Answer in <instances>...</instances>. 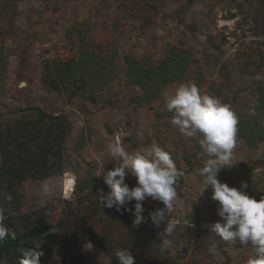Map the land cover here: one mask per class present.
Segmentation results:
<instances>
[{
  "label": "rangeland",
  "instance_id": "1",
  "mask_svg": "<svg viewBox=\"0 0 264 264\" xmlns=\"http://www.w3.org/2000/svg\"><path fill=\"white\" fill-rule=\"evenodd\" d=\"M182 50L190 62L178 80L162 85L145 76L138 84L128 74L130 61H143L155 72ZM63 70L69 79L61 81ZM188 81L237 115L234 165L218 179L259 201L264 197V0H0V129L51 127L43 115L68 125L62 171L44 180L52 192L41 191L44 181L23 183L7 196L2 210L12 225L4 226L24 232L39 217L56 225L48 264L72 258L119 264L117 248L129 249L136 264H246L250 245L225 243L204 227L220 220L212 190L195 174L207 156L199 136L181 135L169 120L162 93ZM117 137L129 152L157 143L184 172L176 185L184 209L171 217L193 226H177L172 246L163 252V225L157 228L149 218L164 207L161 202H143L146 219L139 226L131 212L100 206V190L109 189L98 176L115 166L106 145ZM65 172L76 177L68 194ZM126 183L131 188L136 180L129 176ZM134 204L126 207L134 212ZM87 241L93 250H84ZM213 244L215 257L208 251ZM0 259L18 264L10 256Z\"/></svg>",
  "mask_w": 264,
  "mask_h": 264
},
{
  "label": "clouds",
  "instance_id": "2",
  "mask_svg": "<svg viewBox=\"0 0 264 264\" xmlns=\"http://www.w3.org/2000/svg\"><path fill=\"white\" fill-rule=\"evenodd\" d=\"M162 96L167 111L171 113V125L185 137L199 136L202 155L207 156L203 167L196 169L195 174L202 178L206 190H212L211 199L219 204L217 214L220 220L205 224L204 227L225 243L250 245L253 254L246 264H264V197L257 201L246 192L229 187L218 179L222 169L234 165L239 124L237 115L230 105L218 97L202 94L194 81L181 83L171 93L164 91ZM106 149L116 163L112 169H104L98 176L103 177L109 189L107 194L100 190V206L131 212L133 224L139 226L146 219L143 216V202L148 198L161 202L164 207L149 213V218L157 228L163 225V231L159 233L161 252L169 249L173 244L171 237L179 223L177 219L171 218V213H182L184 209L176 188L184 172L178 170L172 155L155 142L145 150L129 152L117 137L106 145ZM129 176L136 180V185L131 188L126 183V177ZM75 183L76 177L65 172L62 181L64 192L73 190ZM241 187L246 189L248 185L242 183ZM41 191L48 195L52 192V186L44 181ZM132 201H135L134 212L131 207H126ZM3 220L4 213L0 209V240L9 233ZM38 248L22 249L18 264H40L43 253L37 251ZM83 248L91 251L94 245L87 241ZM208 251L214 257L219 255L216 244L210 246ZM114 255L119 264H136L127 248L115 249ZM0 264H6V261L0 259Z\"/></svg>",
  "mask_w": 264,
  "mask_h": 264
},
{
  "label": "trees",
  "instance_id": "3",
  "mask_svg": "<svg viewBox=\"0 0 264 264\" xmlns=\"http://www.w3.org/2000/svg\"><path fill=\"white\" fill-rule=\"evenodd\" d=\"M186 55L184 50L175 53L174 59L170 56L155 72L147 70L143 66V61H130L128 74L138 84L146 76L147 79L155 78L159 84L165 85L182 77L183 73L180 72L184 68V63L190 62ZM58 78L61 81L69 79L68 71L60 72ZM43 116V122H52L51 127L44 128L42 124L37 126V132H32L26 125L19 124L17 133L11 132L10 129H0V209L7 203V196L12 195L15 189L26 181H44L62 171L60 160L68 133L67 122ZM51 160L55 161V164L50 163ZM3 223L8 228V224L12 225V222L5 220ZM55 230L56 225L42 217L31 223L24 232L12 233L8 229L9 233L5 239L0 240V255L10 256L18 263L22 257V249L39 247L36 250L43 253L40 264H48L47 256L55 244ZM67 264L83 263L78 258H72Z\"/></svg>",
  "mask_w": 264,
  "mask_h": 264
},
{
  "label": "built area",
  "instance_id": "4",
  "mask_svg": "<svg viewBox=\"0 0 264 264\" xmlns=\"http://www.w3.org/2000/svg\"><path fill=\"white\" fill-rule=\"evenodd\" d=\"M70 192H72V190H70ZM171 218H175V219H177L179 221L177 226H188V225L189 226H193V225L189 224L187 219L181 218L179 215L172 216ZM185 221H187V223H185Z\"/></svg>",
  "mask_w": 264,
  "mask_h": 264
},
{
  "label": "bare ground",
  "instance_id": "5",
  "mask_svg": "<svg viewBox=\"0 0 264 264\" xmlns=\"http://www.w3.org/2000/svg\"><path fill=\"white\" fill-rule=\"evenodd\" d=\"M73 191V190H72ZM70 192V190L66 193V194H68Z\"/></svg>",
  "mask_w": 264,
  "mask_h": 264
}]
</instances>
